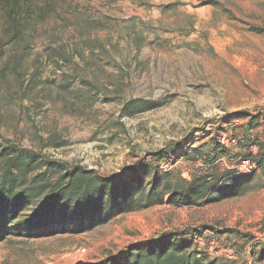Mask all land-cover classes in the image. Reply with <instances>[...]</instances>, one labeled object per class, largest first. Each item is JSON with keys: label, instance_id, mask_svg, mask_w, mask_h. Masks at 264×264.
Listing matches in <instances>:
<instances>
[{"label": "rangeland", "instance_id": "1", "mask_svg": "<svg viewBox=\"0 0 264 264\" xmlns=\"http://www.w3.org/2000/svg\"><path fill=\"white\" fill-rule=\"evenodd\" d=\"M38 33L18 69L0 61V145L101 176L146 159L176 182L194 173L178 158L189 142L204 132L231 138L243 121L224 120L236 112L261 113L264 140V0H64ZM160 151L170 156L152 163ZM226 170L239 172L237 162L222 158L218 171ZM231 186L239 193L215 204L164 203L81 233L8 236L0 264H102L160 232L200 225L252 241L235 251L199 238L211 259L262 264L252 245L264 241V177Z\"/></svg>", "mask_w": 264, "mask_h": 264}, {"label": "trees", "instance_id": "2", "mask_svg": "<svg viewBox=\"0 0 264 264\" xmlns=\"http://www.w3.org/2000/svg\"><path fill=\"white\" fill-rule=\"evenodd\" d=\"M63 1L0 0V61L13 59L14 68L18 69L39 37V26L57 12ZM261 116V113L239 111L227 117L224 120L227 124L233 119L243 121L234 127L231 135L234 143L230 145L205 132L202 137L193 138L178 155L194 168L189 181L178 178L173 182L168 174L152 171L146 159L128 168L126 173L101 176L78 164L48 159L33 150L3 143L0 145V242L11 235L39 238L58 231L81 233L117 216L164 203L201 206L235 196L239 189L231 183L257 171L264 177ZM169 156L163 151L149 155L152 163ZM222 158L237 163L250 161L256 170L250 174L232 170L219 173L218 162ZM162 178L165 184L161 188ZM203 237L214 238L235 251L252 242L248 235L235 229L200 225L184 232H160L148 242L125 248L120 258L102 264H230L211 259L199 249L197 240ZM257 248L256 262L264 264V241L252 245L253 258Z\"/></svg>", "mask_w": 264, "mask_h": 264}, {"label": "built area", "instance_id": "3", "mask_svg": "<svg viewBox=\"0 0 264 264\" xmlns=\"http://www.w3.org/2000/svg\"><path fill=\"white\" fill-rule=\"evenodd\" d=\"M220 142L225 145H230L231 143H234V141L231 138H227V137H222L220 139ZM237 170L241 174H250L256 170V166L250 161H241L237 163Z\"/></svg>", "mask_w": 264, "mask_h": 264}]
</instances>
